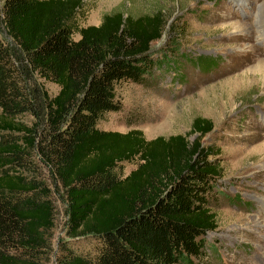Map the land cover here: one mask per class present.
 <instances>
[{"label": "trees", "instance_id": "1", "mask_svg": "<svg viewBox=\"0 0 264 264\" xmlns=\"http://www.w3.org/2000/svg\"><path fill=\"white\" fill-rule=\"evenodd\" d=\"M82 5H1L9 41L0 38V264H47L53 189L66 214L56 264H198L217 256L205 239L217 229L212 209L222 194L213 147L98 128L122 110L119 86L159 85L168 73L179 86L176 73H186L189 58L179 40L152 50L167 24L160 12L113 11L82 27ZM33 74L57 94L42 97L26 85ZM192 131L202 138L209 122L194 120ZM126 164L135 168L124 176Z\"/></svg>", "mask_w": 264, "mask_h": 264}, {"label": "rangeland", "instance_id": "2", "mask_svg": "<svg viewBox=\"0 0 264 264\" xmlns=\"http://www.w3.org/2000/svg\"><path fill=\"white\" fill-rule=\"evenodd\" d=\"M82 4V27L98 26L113 11L134 16L160 12L167 20L152 50L179 40L189 58L186 73L180 68L176 73L179 86L173 85L169 73L159 85L122 84L117 88L122 110L107 114L98 128L122 134L139 130L146 140L181 135L189 143L199 140L203 147L212 146L222 170L217 187L222 194L212 209L217 229L205 239L217 256L198 264H264V37L259 39L264 29L256 26L264 0H82ZM0 38L9 41L1 23ZM25 83L42 97L58 92L55 84L34 74ZM196 119L210 125L202 138L192 131ZM134 168L126 164L124 176ZM46 170L41 167L44 178ZM53 194L56 227L47 264H56L58 244L66 237L64 197L55 189Z\"/></svg>", "mask_w": 264, "mask_h": 264}, {"label": "bare ground", "instance_id": "3", "mask_svg": "<svg viewBox=\"0 0 264 264\" xmlns=\"http://www.w3.org/2000/svg\"><path fill=\"white\" fill-rule=\"evenodd\" d=\"M256 26L258 27V29H264V11L262 8L258 9V12L256 13ZM237 25H239V23H237ZM264 37V33L263 31L259 34V39H261L260 41H262V38ZM261 65L264 67V62L261 63Z\"/></svg>", "mask_w": 264, "mask_h": 264}]
</instances>
